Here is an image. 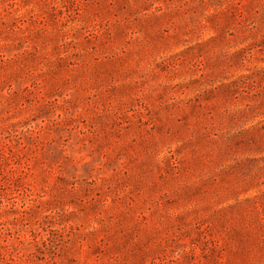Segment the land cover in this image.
I'll return each mask as SVG.
<instances>
[{"label":"rangeland","instance_id":"1","mask_svg":"<svg viewBox=\"0 0 264 264\" xmlns=\"http://www.w3.org/2000/svg\"><path fill=\"white\" fill-rule=\"evenodd\" d=\"M0 264H264V0H0Z\"/></svg>","mask_w":264,"mask_h":264}]
</instances>
